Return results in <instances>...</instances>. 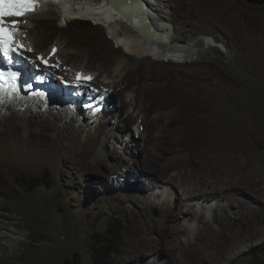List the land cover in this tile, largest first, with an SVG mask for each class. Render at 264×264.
<instances>
[{
	"label": "rangeland",
	"instance_id": "1",
	"mask_svg": "<svg viewBox=\"0 0 264 264\" xmlns=\"http://www.w3.org/2000/svg\"><path fill=\"white\" fill-rule=\"evenodd\" d=\"M170 1L171 5L164 14L169 15L176 28L183 27L182 34L186 40L194 38L201 45L198 52L180 63L165 60L157 62L155 56L144 63L152 75L147 73V78L144 77L147 91L143 95L148 94L147 101L155 105L151 111L156 112L152 113L151 119L163 111L161 106L168 107L165 114L174 111L176 116V120L157 121L154 130L161 131L157 134L155 144L161 142V146L169 148L172 143L174 146L171 148L182 152L184 156L192 154L195 157L214 156L218 152L217 147H225L230 154L247 158L250 162L246 168L255 165L264 180V4L249 3L247 0H183L187 5V9L183 10L179 8L181 0ZM58 19L45 22L38 30L52 32L53 41L60 34L64 35L70 42V49L81 47L88 55L72 63L85 66L89 58L96 66L92 74L96 76L95 80L92 79L93 84L102 87L101 80L105 73L102 78L99 68L104 69L103 64L108 63L106 69L109 70L121 60L117 51L120 46L114 41L113 34L103 23L97 25L96 20H78L61 30ZM27 32L24 36L31 37L35 31L31 29L28 35ZM207 36L223 44L224 50L221 51L217 46L209 47L205 42ZM26 54L34 60L33 65L37 63L43 68L36 48ZM129 61L135 64L134 58ZM72 63L63 68L70 67ZM50 67L62 75L63 68ZM140 72L144 73L141 67ZM113 95V100L122 98L119 93ZM111 116L109 118H113ZM215 125L223 130L216 133ZM133 130L136 129L133 127ZM116 135H120V132L116 131ZM128 138L116 136L120 149L114 150L111 142L106 144L107 152L103 157L117 165L115 168L100 163L92 165L91 162L86 167L77 159L56 165L44 162L29 168L10 169L0 165V177L8 178L6 187L13 193L14 203L20 209L27 206L34 217L33 222L27 221L28 226L23 231L10 225L9 234L12 237L20 236L19 233H11L12 230L26 232L27 235L21 237L24 245L16 251L18 257L14 260L4 255L7 260L0 264H94V247L98 246L105 248L107 264H167L163 256L155 257V254L146 257L130 254L126 258V251L131 252L130 242L137 241L140 228L149 224L146 222L148 216L158 221L162 211L157 206H150L142 212L137 203L133 204V200L124 203L122 196L128 194L142 200L140 196H151L153 192L148 198L149 202L156 204L165 199L166 206H175L173 190L166 189L162 193L164 188L155 187V181L150 179L144 169L152 168L149 164L155 160L151 159L154 156L148 158V163H139L137 169H133L130 158L133 149L126 148V145H130ZM139 148H146L138 155L140 162L148 152L159 157L156 151L148 149L145 142ZM133 151L136 156V151ZM83 152V146H77V153ZM160 162L164 163L163 160ZM155 169H158V175L159 166ZM133 181L143 182V185L135 187ZM258 195L262 201L251 203L257 211V218H254L251 226L248 225L249 219L232 214L231 210L235 208H228L232 214L228 224L232 227L227 230V236L234 235L238 242L227 245L228 251L221 258L212 263H209L208 258L206 262L199 261L196 255L200 247L196 244L184 249L182 264H253V257L264 251L263 187ZM216 202L215 198H211L203 204L206 206L205 217L218 229L209 210V204L216 206ZM200 204H197L198 212L201 211ZM122 205H126L124 209H121ZM217 211L219 215H224L222 208ZM9 212L8 209L3 211L4 214ZM14 216L22 224L25 223L24 215L14 213ZM192 225V222H173L168 227V236L172 238L179 234L185 244L187 238L182 234L185 228ZM135 228H138L137 231ZM111 229L118 232V238L107 246L105 240L112 239L109 234ZM154 237L161 239L157 234ZM112 248L113 251L109 253ZM212 249L207 248V251ZM260 259L264 260V257Z\"/></svg>",
	"mask_w": 264,
	"mask_h": 264
},
{
	"label": "bare ground",
	"instance_id": "2",
	"mask_svg": "<svg viewBox=\"0 0 264 264\" xmlns=\"http://www.w3.org/2000/svg\"><path fill=\"white\" fill-rule=\"evenodd\" d=\"M85 1L59 0L58 4L45 2L39 11L20 19L18 21L21 29L19 35L26 46L23 52L31 49L32 45L39 51V57H43V60L47 61V63H44L39 59L43 69L53 66L61 70L60 68H63V66L88 54H85L81 50V47L75 50L70 49V42L66 40L64 35L60 34V37L53 41V33L50 31H39L40 26L55 18H59L58 26L61 30L66 25L78 20H96L99 26L103 23L107 30L113 34L114 41L120 46L117 51L121 56V60L109 70L106 69L108 68V63L103 64L104 69L99 68V75L105 73L104 79L101 80L102 87L98 88L93 84L96 76L92 74L96 66L94 63H91L89 58L85 66H76L75 63H72L70 67L63 68L61 78L71 82H85L89 88H98L99 91H109L110 97L107 99V107L114 104L117 112L120 114L121 121L119 119L111 120L107 117L109 115L105 113L99 118L98 122L86 119L85 126L80 124L74 116H68L58 106H44L42 103H35L33 101L27 103L25 95L19 96V99H17V96L13 94L10 101L9 98L2 96L3 94L0 93V165L3 164L10 169L19 167L29 168L40 166L44 162L56 165L59 162L77 159L83 162L86 167L91 162L92 165L100 163L110 168H115L117 165L108 162L107 158L103 157L107 152L105 149L106 144L107 142H111L114 149H120L116 136H120L122 139L129 137L128 141L130 145H126V148L129 149L130 147L136 151V156L133 155L134 151H131L130 158L133 169H137L139 163H148V158L154 156L151 159L152 161L153 159L155 160L149 164L152 168L144 169L147 171L149 177H151L150 179L155 181V187L161 186L164 188L162 193L166 189L173 190L171 192H173L175 206L173 208L166 206L165 199L160 200L156 204L149 202L148 198L153 195V192H151V196H140L142 200L128 194L122 196L124 203L128 200H133V204L137 203L142 212H145L146 208L150 206H157L159 211H162V216L158 221L152 219L150 216H148V220L145 219L149 224L146 227L140 228L141 232L138 233L137 241L130 240L131 252L126 251V258L130 254L143 257L155 254V257L163 256L167 264H182L181 255L184 249L197 244L200 247L196 255L199 261L206 262L209 260V263H212L215 259L221 258L224 252L228 251L227 245L238 242L234 235L227 236V230L232 227L228 224L232 214L236 213L243 219H249V226L253 224L254 218H257V211L251 203H260L262 201L259 197L260 195H258L262 187L264 188L262 186L264 180L260 177V170L255 168V165L247 169L246 165L250 162L247 158L232 155L225 147L221 146L217 147L218 152L214 156L208 154L195 157L192 154L184 156L182 152L171 148L174 146L171 142L169 148L161 146V142L156 145L157 134L161 130L155 131L154 126L161 119L163 121L176 120L175 112L171 111V113L165 114L168 111V107L161 106L163 111L159 115L158 113L155 114L157 116L151 119L152 113L156 112V110L151 111L155 109V105L147 101L148 94L143 96L147 91V87L144 86L145 78L148 75L152 76L151 71L145 67L144 63L153 55L150 52L153 44L157 46L156 48L159 52L178 48L179 50L177 51L185 59L198 52L201 45L200 41L197 42L194 38L186 40L182 34L183 27L176 28L169 15L164 14L165 9L171 5L170 0H142L146 9H149V12L144 11L133 16L127 14L130 16V20L126 23L118 21L116 17L112 18L115 12L113 11L114 14H111L110 6L107 5L108 0H93L96 1L94 4L89 2V0ZM133 1L129 0L130 3ZM122 7V5L117 6V10L121 13H123ZM179 8L183 10L187 9V5L183 0L179 2ZM117 14L120 16L119 13ZM147 19L154 26L150 33L153 34V37L146 35L144 32L148 24ZM34 20L36 22H33ZM162 23L167 26L164 33L166 38L171 40L170 43H168V40L164 43L156 37V35H159L156 32L164 30L161 26ZM31 29L35 31L34 35L25 37L26 30H28V35ZM213 41H215L214 38ZM207 45L209 47L217 46L211 43H207ZM217 47L221 51L224 50L219 46ZM53 48L56 50L54 53L52 51ZM155 57L157 62L164 61L157 56ZM128 58L129 60L130 58H134L135 64L129 63ZM134 66L137 67L135 68ZM140 67L145 74L140 72ZM77 73H80L82 77H91V79L77 80ZM147 73L148 75H146ZM101 77L103 78V75ZM92 79L94 80L92 81ZM90 91L93 90L91 89ZM37 92L45 97H54V95H51L46 90L38 89ZM115 93L122 95L121 99L117 98L119 101L117 99L113 100V94ZM26 97L40 99L42 102L49 101L46 98L36 96L26 95ZM174 107L176 108L177 106ZM133 127L136 129L135 131ZM121 128L125 129V131L123 130V133L116 135V131ZM215 130H217V133L223 129L215 125ZM137 133L138 138H136ZM83 134L84 138L81 139ZM222 139L226 140L227 138ZM144 142L148 144V149L156 151L159 157L152 152H148L147 156L140 162L138 155L142 151H145L146 148L141 150L139 146L143 145ZM214 142L216 141L214 140ZM77 146H83L84 152L78 154ZM94 147H96V150H94ZM90 154L91 158L89 157ZM160 158L164 163L160 162L162 161ZM121 159L124 158L121 157ZM157 166H159L158 175H156L158 169H155ZM136 172L138 171L136 170ZM124 175L126 176V174ZM138 176L140 175L138 174ZM240 177L242 178L241 180ZM7 179L6 177H0V251L3 254L0 256V263L7 260L5 256L12 259L18 257L16 251L24 245V240L21 237H24L23 234L27 235L26 232L12 230L11 233L15 235L19 233L20 235L17 238L12 237L9 234L10 225L12 224L15 229L23 231V228H27L28 226L27 221H34L32 212L27 206L25 209H20L14 203L15 198L13 193L6 187ZM150 179H148V182H150ZM133 182V186L135 187L143 185V182ZM150 184H148L149 187ZM162 193L160 194L161 196ZM211 198L217 200L216 206L213 203L209 204V210L212 213L214 223L219 226L218 229L205 217L206 206L203 203H208ZM197 204L201 206L200 212L197 211ZM125 206L122 205L121 209H124ZM219 208L224 210L223 216L218 214L217 210ZM228 208H235L231 210L232 214L229 213ZM7 209L10 210L9 214H4L3 211ZM14 213L24 215L25 223L22 224L14 216ZM173 222L193 223L191 227L185 228L184 234H182L187 238L185 244L181 241V235L179 234L173 235L175 237L172 238L168 236V227ZM243 223L244 221L242 220L241 225ZM135 229L133 230L135 231ZM155 234L159 235L161 239H156L154 237ZM242 236L245 237L243 234ZM207 248L213 249L208 252Z\"/></svg>",
	"mask_w": 264,
	"mask_h": 264
},
{
	"label": "clouds",
	"instance_id": "3",
	"mask_svg": "<svg viewBox=\"0 0 264 264\" xmlns=\"http://www.w3.org/2000/svg\"><path fill=\"white\" fill-rule=\"evenodd\" d=\"M87 1L88 0H86L85 2H87ZM102 1H105V0H102ZM113 1L114 0H108L107 1V5L110 6V9H111V12H112L111 14L113 15L114 12H115V14L113 15L112 18L116 17L118 21L123 22V23L128 22V20L125 19V18H121L120 17L121 15L119 16L117 14V13H119V11L116 9V7L117 6L119 7V5H122L124 3H126V4L129 3V4L135 5L136 8H137V12L134 15H137V13L144 12V11L145 12H149V9H146V6H145V4H144V2L142 0H140V1L134 0L132 3H130L129 0H116L115 2H113ZM89 2H92L94 4L96 1L89 0ZM51 3H57V2L51 1ZM116 3L118 5H116ZM113 5H114V7H113ZM125 5H122V6H125ZM69 6L71 7V5H69ZM142 6H143V8H145L144 11L142 9ZM148 8H149V4H148ZM147 21H148L147 28L144 30V32L146 33V35H148L150 37H153V34H150V33H151V31H152L154 26L152 25L151 21H149L148 19H147ZM112 24H114V23L112 22ZM166 24H169V23H166ZM110 25H111V23H110ZM164 25H161L163 27L162 29H164L163 31L160 30L159 32H156V31L155 32L158 33L159 35H163L164 36V34H165L164 31H166V28H167ZM112 28H113V26H112ZM148 28L150 30L149 33H148ZM159 35H156V37L160 38L161 36H159ZM207 37H209V36H207ZM167 40H168V43L171 42V40H169L168 38L160 39V41H162L164 43H166ZM156 47L157 46L153 44L152 48H151V51H150V52L153 53V55H152L153 57L157 56L160 59L165 60L166 62L175 61V62H178V63L182 62V60L184 58L177 51V50H179L178 48H175V49H172V50H167V51H164V52H159V50ZM38 66H40V65H38ZM68 82L72 85L71 87H75L74 85H76V84H83L85 86L84 89H82V91H83L82 93L80 91H78L77 88H75V90H73L71 92L72 96L70 95L68 97V100L70 99V101H65V98H63L61 96L62 92L60 90H58V89H57L58 91L56 89H53L54 92H55V93H53L52 87H49V86L46 87L45 89H42L41 87H38V89L49 91L51 95H54V97H45V96H43L42 94H40L38 92L40 94L39 95L40 98H46V99L49 100L47 102H42V101H40V99H34L33 97H26V95L27 96H32L29 93H27V94H25V93L17 94L16 98L19 99V96H24L25 95L24 97L27 99V103L29 101H33L35 103H42V105H44V106H58L68 116H71V115L74 116L78 120V122L80 124L85 125V126H86V122H85L86 119L98 122L99 118L105 113L107 115H109V116L113 115V118H110L111 120L119 119V121H121L120 114L117 112L114 104H111V105H109L107 107V99H109V97H110V92L109 91H107V90L99 91L98 89H96L94 87H90L89 88L88 84L85 83V82H71V81H68ZM89 89L90 90L92 89L93 91H90ZM64 91L66 92L67 90H64ZM85 93H88L89 95L86 97L84 95ZM57 96H59V97H57ZM9 99L11 101L12 98L10 97ZM57 100H58V102H57ZM103 109H104V111H103ZM109 116H107V117H109ZM120 130H118L117 132L122 133L123 131H120ZM124 131H125V129H124Z\"/></svg>",
	"mask_w": 264,
	"mask_h": 264
},
{
	"label": "snow or ice",
	"instance_id": "4",
	"mask_svg": "<svg viewBox=\"0 0 264 264\" xmlns=\"http://www.w3.org/2000/svg\"><path fill=\"white\" fill-rule=\"evenodd\" d=\"M59 2V0H57ZM38 5V0H0V57H2L8 64L13 63V56L11 54H18V49L22 47L18 41L15 40V35L19 31L18 20H6L5 18L21 17L25 13L33 12ZM31 51V49H28ZM53 53L56 51L53 48ZM42 62L43 57H38ZM20 76L19 72L9 70L7 73L0 71V81L7 77L12 83L15 90V81ZM77 80L86 79L90 80L91 77H82L77 73ZM2 87V85H0Z\"/></svg>",
	"mask_w": 264,
	"mask_h": 264
},
{
	"label": "trees",
	"instance_id": "5",
	"mask_svg": "<svg viewBox=\"0 0 264 264\" xmlns=\"http://www.w3.org/2000/svg\"><path fill=\"white\" fill-rule=\"evenodd\" d=\"M109 228H111V225L109 226ZM109 234H110V238L112 239H106L105 241L107 242V246L115 243L116 242V235L118 234V232H116V230H109ZM105 248L103 246H98V247H94V264H107V259L108 256L104 250ZM113 248L109 251L112 252ZM264 252V251H263ZM263 252H259L257 255H255L253 257V264H264V260L260 259V257H264V253Z\"/></svg>",
	"mask_w": 264,
	"mask_h": 264
},
{
	"label": "water",
	"instance_id": "6",
	"mask_svg": "<svg viewBox=\"0 0 264 264\" xmlns=\"http://www.w3.org/2000/svg\"><path fill=\"white\" fill-rule=\"evenodd\" d=\"M249 3H255V4H260V5H263L264 4V0H247ZM126 3H124V4H122V5H125ZM116 5H118L117 3H116ZM113 7H114V5H113ZM123 9V13H121L119 10V14L122 16V17H124L125 19H127L128 21L130 20L129 18H130V16L129 15H127V14H131V16H133L136 12H137V8H136V6L135 5H133V4H129V3H127L125 6H123L122 7ZM115 9V8H114ZM116 9H117V7H116ZM142 9H143V11H144V8H143V6H142ZM161 25H164V24H161ZM164 26H166V25H164ZM167 27V26H166ZM166 38V36H165V34H164V36H161L159 39H165ZM205 42L206 43H211V44H213V45H217V46H219L220 48H222V49H224L225 47H224V45L223 44H221V43H216L215 41H213V39L211 38V37H206L205 38ZM157 211L155 210V213H156Z\"/></svg>",
	"mask_w": 264,
	"mask_h": 264
}]
</instances>
